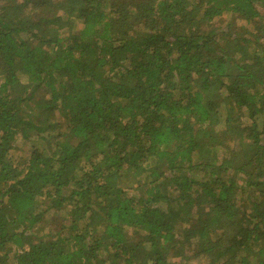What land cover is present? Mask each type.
<instances>
[{"label":"trees","instance_id":"1","mask_svg":"<svg viewBox=\"0 0 264 264\" xmlns=\"http://www.w3.org/2000/svg\"><path fill=\"white\" fill-rule=\"evenodd\" d=\"M0 264H264V0H0Z\"/></svg>","mask_w":264,"mask_h":264},{"label":"rangeland","instance_id":"2","mask_svg":"<svg viewBox=\"0 0 264 264\" xmlns=\"http://www.w3.org/2000/svg\"><path fill=\"white\" fill-rule=\"evenodd\" d=\"M257 6H258V8L261 10L262 9V4H259V3H257ZM21 148H22V150H21ZM20 148V151L18 152V151H14L15 153H19V154H22L23 152H26L27 151V147H21ZM13 152V151H12Z\"/></svg>","mask_w":264,"mask_h":264}]
</instances>
